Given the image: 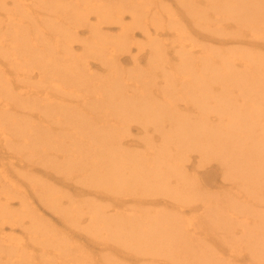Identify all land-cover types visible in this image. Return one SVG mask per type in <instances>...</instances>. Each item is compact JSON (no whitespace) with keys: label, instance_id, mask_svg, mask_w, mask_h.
Listing matches in <instances>:
<instances>
[{"label":"bare ground","instance_id":"6f19581e","mask_svg":"<svg viewBox=\"0 0 264 264\" xmlns=\"http://www.w3.org/2000/svg\"><path fill=\"white\" fill-rule=\"evenodd\" d=\"M0 264H264V0H0Z\"/></svg>","mask_w":264,"mask_h":264},{"label":"rangeland","instance_id":"374dc122","mask_svg":"<svg viewBox=\"0 0 264 264\" xmlns=\"http://www.w3.org/2000/svg\"><path fill=\"white\" fill-rule=\"evenodd\" d=\"M116 28L115 27H104L101 31L104 32V33H107V32H110L113 34V32H116ZM87 34V33H86ZM137 40H139V37H137ZM78 52H80V50H78ZM133 53V51H132ZM126 58L122 59V62H121V66H124L125 70H127L128 68V65H129V58H128V55H125ZM129 61H128V60ZM98 69V66H96L95 63H91V69L90 70H97ZM85 74V73H84ZM122 76H126L125 73L122 74ZM99 77V76H97ZM100 78V77H99ZM135 127L132 128L131 132L135 133L136 131H139L138 128L139 127V124H136L135 123ZM12 174V179L15 181V170H13V172H11ZM199 177L202 181H205V180H208L209 182H212V183H217V184H220V183H223V184H227L226 182H222L221 181V176L215 174V167H214V164H211V165H208L206 166L205 169H200L199 170ZM50 187L53 191H55L57 194H61V192H64L66 197L65 199L61 198L63 204H65L67 206V203H64V201H73V200H77V199H80L81 198V195L77 194L74 189L70 186H65V185H58V183H53L50 179ZM207 187H212V186H207ZM213 188V187H212ZM74 193V196H72V194ZM83 199H86L88 197L86 196H83L82 197ZM32 200V198H31ZM105 202V201H104ZM13 207H17L18 202L16 201L15 202V199L13 200ZM41 214H42V218L44 220H46V222L49 223V228L52 229L56 234H58L59 236H65V237H73V238H77L79 239L80 241H82L83 243H85L90 249V251L92 250L93 251V257L96 258V259H101V256L99 255H102V252L98 251V248L96 247H92V244H88L84 238H78L77 236H71V235H65L64 232L66 231V223H65V212H51L49 210H40L39 211ZM85 223H82L81 225H84ZM15 232V230H14ZM4 233L5 234H10L11 233V230L7 227V228H4ZM15 235L18 237L21 235V233L19 231H16L15 232ZM83 237H88V236H83ZM98 241H100L98 239ZM220 245L224 244L223 242L219 241Z\"/></svg>","mask_w":264,"mask_h":264}]
</instances>
